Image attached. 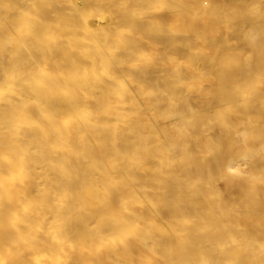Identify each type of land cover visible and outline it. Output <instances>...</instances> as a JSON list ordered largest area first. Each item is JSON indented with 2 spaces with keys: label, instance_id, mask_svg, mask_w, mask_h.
Returning a JSON list of instances; mask_svg holds the SVG:
<instances>
[{
  "label": "bare ground",
  "instance_id": "obj_1",
  "mask_svg": "<svg viewBox=\"0 0 264 264\" xmlns=\"http://www.w3.org/2000/svg\"><path fill=\"white\" fill-rule=\"evenodd\" d=\"M121 1L0 0V264H264V0H184L174 13L195 24L191 8L206 5L201 21L248 44L213 55L223 45L211 42L190 64L211 94L198 113L175 90L180 78L159 71L155 82L160 57L136 74L142 60L124 47L127 38L188 52L165 33L148 39L150 24L162 23L160 14L140 17L151 0ZM234 6L237 17L254 13L255 24L220 17ZM43 29L52 34L43 37ZM96 58L103 80L92 72ZM106 79L117 95L105 92ZM135 87L168 102L139 106L138 126L109 131L104 117L125 115L119 93L134 102ZM38 113V122L21 119ZM63 113L70 119L61 127ZM156 115L167 143L156 135ZM225 207L234 210L225 214Z\"/></svg>",
  "mask_w": 264,
  "mask_h": 264
},
{
  "label": "rangeland",
  "instance_id": "obj_2",
  "mask_svg": "<svg viewBox=\"0 0 264 264\" xmlns=\"http://www.w3.org/2000/svg\"><path fill=\"white\" fill-rule=\"evenodd\" d=\"M133 1L134 0H122L121 3H124L127 6H131V3ZM196 2L198 3V0H196ZM197 3H195L196 6L191 8L193 12L192 17H194V20L196 21L195 24L188 22V20L185 19L184 17H182L181 19H177L176 16L174 15V13L177 11L183 12L184 0H151L147 4L144 5L145 9L140 14V17H142L146 12L147 14L149 13L150 14H160L162 23L159 26H156L154 28H152L153 25L150 24L151 29L149 30V32L148 31L146 32V34L148 35L147 36L148 39H153L160 32L162 34L165 33L168 38H173L176 41V43L174 44L176 48H178L179 50L181 49V50H185L186 52H188L187 56L183 57V56L175 55L173 53L170 54V52H172V44L168 42H163L162 40H155L157 42L156 49L151 48L146 42H143L140 40L136 41L133 38L131 39L127 38L123 41L124 47H126V49L131 48L132 50L133 49L137 50V54H139L140 59L142 60V66L139 69H136L137 70L136 74L138 72H141L143 66H146L149 68L152 67L151 64L154 63L155 57H160L161 58L160 65L157 68L153 67L154 69H152L153 71L152 74L154 76L153 78L156 79L155 82H159V80L157 79L159 76L158 75L159 71L165 72L167 74V79L169 80H176L180 78L181 81L176 84L175 90L180 94L187 93L186 99L192 102L196 113L201 111V109H204L203 106L207 105V103H211L210 101L211 94L206 93L207 91L206 89L207 88L209 89V86L206 83L201 84L197 80V77L194 76L195 74L192 71H190L189 69L190 64L196 61V57L199 54L207 55L206 54L207 46L211 42L217 43L218 45H223L222 47L217 48V49L213 48L214 50L213 49L212 50L214 52L211 50V53L212 54L214 53L213 55H217V53H220L219 50H221L222 48L227 53L229 52L238 53L242 49V46H243L242 43L246 46V48H248V44L246 43L247 40L246 42H244L243 39L235 40L233 38H230V36L225 37L224 32L216 30L208 22L201 21L203 18L202 16H204L203 10L206 9V5L204 6L202 4H197ZM165 5L172 6L174 12L164 14ZM67 10H68L67 8L64 9L65 12H67ZM239 12H242L241 9L239 10L238 7L234 6L230 8V14L228 13L221 14L220 17H227L229 23H235V21H237L247 26L255 24L254 23V18H255L254 13H251V12H248V10H245V12L241 14V16L239 15L237 17L236 14H238ZM63 15L65 14L63 13ZM143 17H146V16H143ZM104 19H105V16H104ZM43 30H44L43 37H45L46 35H44V33H45V30L47 29H43ZM50 30L51 29H49V31H47L46 33L47 34L51 33ZM113 36L115 37V40L117 38L120 39L118 32H116L115 35ZM205 36H207L208 40L207 39L205 40L203 38ZM246 36L248 35L245 33L241 37L245 38ZM46 37L48 38V35ZM46 40L49 41L48 39ZM158 41H162L163 43L158 42ZM159 52L160 53L164 52V53L161 56V55H158ZM119 53H121L120 49L117 53L118 55L117 59L119 58L120 60H122V63L124 64L125 67L128 66L126 64V62L129 59L127 58L128 56H126L127 54L124 52H123L124 54L123 53L119 54ZM89 54L90 55L93 54L94 56H97V52L94 50L89 52ZM251 56H253V54H251ZM97 61H98V58H96L94 65L92 66L93 67L92 72L95 74L94 78L103 80L104 77L100 73L101 71L100 64ZM106 82H108L109 88L105 92L110 93L111 96H113L114 94L117 95L114 81L112 79L111 80L106 79ZM162 88L163 86L161 85L160 88H157L154 91H161ZM60 90L61 91L59 93L57 92L54 93L56 97L61 96V94H63V92L66 90V87L65 86L60 87ZM133 92L137 98V100L134 102L133 101L131 102L128 100L130 97L128 92L121 91L119 93V95L124 99V106L122 107V111L125 112L124 113L125 115H121L120 118L117 120H114V119L110 120L108 116L104 117V120L107 121V126L110 127L109 131L114 130L115 132L117 131L120 132V124L138 126V122L141 120L140 117L137 115V111H138L137 107L139 106L140 107L141 106L150 107L151 109H159V108L161 109L168 102L167 99H160L154 96L155 94L151 97L150 100H148L145 97L144 91L138 87H135ZM100 103H101L100 97H95L92 106L96 108V106ZM31 104L34 105V102H32ZM32 105H31V108L34 107ZM78 105H81V103H78ZM77 108L79 109L80 106H78ZM119 108L117 109L120 110ZM57 117H59L61 127H64L69 122V119H70L69 113L57 114ZM21 119L23 121H26L27 123H35L41 120V116L39 113L36 116L24 115V116H21ZM152 119H154L153 121L155 122V128L158 132V133L156 132V135L158 136V139H160L159 141L163 143L164 142L167 143V141H169V136L166 134V127L164 123L157 115L153 116ZM116 122L118 124L115 126L116 128L113 129L112 123H116ZM47 127H49V124H47ZM24 128L26 129V127ZM136 131L137 133H141V130L139 129H137ZM190 137L192 138L193 136H190ZM57 141H58L57 136L56 135L52 136L49 139L48 143H45V145H47L46 147H44L45 150H47L48 152L50 150L49 148L50 145L52 147V144L56 143ZM26 145H27L26 147H30L31 144H26ZM64 149L66 148L57 149L59 151L57 154H60V153L64 154ZM24 153L30 154V150L25 148ZM233 210L234 208H231V207H225L221 209V211L225 214L231 213ZM46 217L51 219L52 213L48 211L46 213ZM9 246L11 245L9 244ZM1 251H2V248H0V252ZM48 254L51 255V252ZM33 255L34 253L32 252L30 253L29 256L33 257ZM67 256L72 260H76V262H79V260L82 258L80 254L72 253V252L68 253ZM93 261L98 263L97 258H94Z\"/></svg>",
  "mask_w": 264,
  "mask_h": 264
},
{
  "label": "snow or ice",
  "instance_id": "obj_3",
  "mask_svg": "<svg viewBox=\"0 0 264 264\" xmlns=\"http://www.w3.org/2000/svg\"><path fill=\"white\" fill-rule=\"evenodd\" d=\"M230 172H235L236 170L235 169H229Z\"/></svg>",
  "mask_w": 264,
  "mask_h": 264
}]
</instances>
